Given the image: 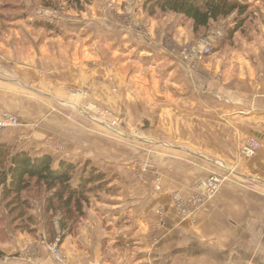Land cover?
<instances>
[{"label": "crops", "instance_id": "1", "mask_svg": "<svg viewBox=\"0 0 264 264\" xmlns=\"http://www.w3.org/2000/svg\"><path fill=\"white\" fill-rule=\"evenodd\" d=\"M103 4L88 16L66 9L51 28H36L38 16L30 14L0 39V116L20 120L0 133V143L56 163L91 160L117 192L105 193L111 200L98 210L103 219L91 210L63 240L64 262L35 242L36 258L17 264H264V142L254 157L241 156L249 139L264 136V48L244 45L260 57L209 60L200 68L202 91L200 76L178 59L179 48L196 39L184 17L144 16L146 29L136 32L121 15L102 16ZM258 24L264 30V19ZM74 88L124 112L142 137L103 133L69 108L80 103ZM143 163L159 170L161 191L155 175L137 174ZM229 171L194 214L176 209L174 193L190 197L198 180Z\"/></svg>", "mask_w": 264, "mask_h": 264}, {"label": "rangeland", "instance_id": "2", "mask_svg": "<svg viewBox=\"0 0 264 264\" xmlns=\"http://www.w3.org/2000/svg\"><path fill=\"white\" fill-rule=\"evenodd\" d=\"M242 1L248 6V18L247 22L245 23V31L243 33H238L234 37L232 42L222 47L224 35L227 34L229 29L234 27L235 18L234 16H231L228 19H220L218 22L212 23L208 29H203L199 34H196L195 41L180 47L177 52L178 59L180 58V51L183 47L194 42H198L201 39L210 38L212 40V53L210 56L205 58L202 66L205 63H208L209 60L220 59L221 56L229 58V60H246L250 59L253 55L256 57H260L261 55V61H263L264 52H260V55L259 53H257V51L253 53V50L248 49L246 46L252 48V46L254 45H257V47L258 45H260L261 48H264V30H260L258 24V22H263L264 19V11H262L260 7L264 3V0ZM98 2L104 3L101 7L102 16L106 15L107 17H110V13L112 12V14L116 15V17L117 14L118 16L121 15L120 18H117H119L120 21L126 24L128 28H130L132 31L144 33V28L146 29V23H144V21L147 22V20L144 19V16L149 18L148 14L144 11V4L147 2V0H89V2H85L84 0H0V39L4 33L10 30V27L13 26L12 24H15L20 19L28 18L30 14H34V17L38 16L37 20L39 21H37V23H43L52 26L51 23L55 25L58 24L56 20L63 17L62 14H64V11L66 9L70 12L73 11L75 13H86V15L88 16L89 14L93 13V8ZM158 16H161V14H157V16L154 18L165 19L168 16H173V14L161 17ZM44 18L46 20L47 18H49L50 23L46 22ZM252 28L256 30L254 31V33L253 31H250V29ZM167 43L172 45L170 40H168ZM218 48H220L221 50L217 51ZM187 69L191 70L188 67ZM191 71L196 76H200L201 80L199 81V88L200 90L204 91V69L202 68L201 70ZM263 75L264 72H262L260 75L261 79H264ZM79 90H85L86 92H89V96L91 97V99L80 98L79 104H70L69 108H73L74 110L78 109L80 110V112H83L92 122L103 128V133L116 140L134 141L142 137L141 130H134V128L129 125L128 119L124 112L113 110L102 104V102L97 100L94 94L89 89L74 88L71 90V92ZM93 104L102 107L104 110H107L112 114H118L122 119L120 129L124 131L129 138H120L119 135L106 128L104 125L106 123V120H112L114 117L108 115L106 117L98 116L96 114V111L91 107ZM135 132H138L139 135L138 137L135 136L134 138L132 135H134ZM84 163L85 161L82 160L79 164L83 165ZM144 165L145 164L143 163L137 166V174L139 175V177L142 178L147 174L155 175L151 172H143ZM155 170L159 174V170L157 169V167ZM232 174H234V171L233 173L228 172L227 175L230 176ZM155 177L156 176H154V178ZM23 196L28 200L26 209L13 212L9 209L12 207H8L7 201L3 199L2 190L0 188V251H2L5 255L4 258L0 259V264H17L20 263L18 259L26 258L32 260L36 258V254L38 252L35 242H38L41 247H47L51 255L58 262H64L65 256L62 254L61 248L59 246L61 245L60 239L62 235L68 233V231L62 230L60 224V215L55 212L47 213L45 211L46 194L44 190L35 188L30 193H27ZM110 200V196L105 193H101L98 196H93L90 200L89 205L86 207V217L82 221H80V223L76 227L73 228V230L76 228L74 230V233L88 219V214L91 210L92 212L98 213V217L103 219L102 217L104 215V212L100 213V211L98 210H107L108 208H110ZM205 204L197 208H202ZM188 208L194 207L188 205ZM20 212L23 216L22 218L19 215ZM107 224L108 223L106 222L105 225ZM120 227L122 230H124V225ZM57 241H59L58 246H55ZM54 246L56 248V252L59 251V256H57V254L54 252Z\"/></svg>", "mask_w": 264, "mask_h": 264}, {"label": "trees", "instance_id": "3", "mask_svg": "<svg viewBox=\"0 0 264 264\" xmlns=\"http://www.w3.org/2000/svg\"><path fill=\"white\" fill-rule=\"evenodd\" d=\"M144 11L151 18L157 14L182 16L186 23L191 24L195 34L220 19L234 16V27L224 35L222 47L245 31L248 18V6L242 0H147ZM35 25L51 28L43 23ZM113 180L91 160L83 165L69 160L56 163L50 155L34 157L26 151L16 152L12 146L0 143V188L7 206L12 207L9 209L13 212L26 209L28 200L23 195L35 188L44 190L45 211L59 214L62 230L68 231L62 235L60 244L74 233L76 228H73L86 217L85 210L93 196L117 193L116 188L111 186ZM19 215L23 217L21 212ZM4 257L0 251V259Z\"/></svg>", "mask_w": 264, "mask_h": 264}, {"label": "built area", "instance_id": "4", "mask_svg": "<svg viewBox=\"0 0 264 264\" xmlns=\"http://www.w3.org/2000/svg\"><path fill=\"white\" fill-rule=\"evenodd\" d=\"M212 53V40L209 39H201L198 42H194L182 48L180 51V60L191 70H200L202 64L204 63L205 58L210 56ZM264 76V75H263ZM89 92L85 90L72 91L71 95L73 97H79L83 99H91L89 96ZM98 116L106 117L111 116L114 117L112 120H106L104 124L106 128L110 129L114 133L120 136V138L128 139L126 133L120 129L122 119L118 114H112L111 112L104 110L102 107L93 104L91 106ZM20 125V120L18 117L13 115H4L0 116V133L3 132L4 129L7 128H15ZM139 133L135 132L132 135L138 137ZM122 136V137H121ZM261 147V141L257 137H253L247 141V143L241 149V156L245 158H252L257 153ZM156 167L152 164H145L143 168V172L153 173L155 174L154 181V190L161 191L160 178L158 177V173L156 172ZM230 172V171H229ZM233 173V171H231ZM229 175H218L213 174L207 179L198 180L194 186L193 194L190 198H185L179 193H174L172 195L173 203L175 204L177 210L182 215L191 216L194 212L199 209L201 205L211 201L214 196L219 192L222 188L223 184L228 181ZM188 205H191L194 208H188ZM58 242H56L55 246H58ZM54 246V252L59 256V251L56 252V248Z\"/></svg>", "mask_w": 264, "mask_h": 264}, {"label": "water", "instance_id": "5", "mask_svg": "<svg viewBox=\"0 0 264 264\" xmlns=\"http://www.w3.org/2000/svg\"><path fill=\"white\" fill-rule=\"evenodd\" d=\"M156 100L160 101L161 99L158 97V95H155ZM256 137L259 138L264 142V136L261 134H256Z\"/></svg>", "mask_w": 264, "mask_h": 264}, {"label": "bare ground", "instance_id": "6", "mask_svg": "<svg viewBox=\"0 0 264 264\" xmlns=\"http://www.w3.org/2000/svg\"><path fill=\"white\" fill-rule=\"evenodd\" d=\"M158 192V191H157Z\"/></svg>", "mask_w": 264, "mask_h": 264}]
</instances>
